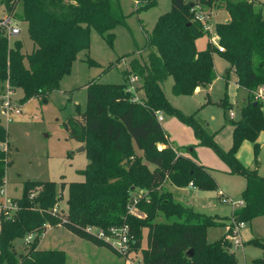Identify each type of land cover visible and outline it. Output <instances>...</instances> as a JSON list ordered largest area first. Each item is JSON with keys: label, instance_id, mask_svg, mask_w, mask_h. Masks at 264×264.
<instances>
[{"label": "trees", "instance_id": "1", "mask_svg": "<svg viewBox=\"0 0 264 264\" xmlns=\"http://www.w3.org/2000/svg\"><path fill=\"white\" fill-rule=\"evenodd\" d=\"M121 0H5L8 16L18 3L23 6L21 20L33 50L23 54L22 43L9 44L0 31V82L12 90L20 89L23 105L34 98L45 99L59 90L60 80L70 74L77 55L90 47L91 30L112 47L114 30L125 26ZM146 11L157 0H133ZM197 6L224 11L228 20L216 24L219 48L207 44L197 51L196 40L204 29L193 20ZM148 64L133 59L128 77L137 78L140 96L137 101L126 84L85 85L87 108L67 122L69 138L83 144L88 164L80 172L81 183L29 181L23 184L22 197L13 200L17 211L12 216L0 213V264H65L63 251H39L38 240L29 243L26 254H17L14 241L39 236L47 226H60L77 238L118 254L92 227L104 234L112 227H127L132 237L131 251H139L146 230V248L141 250V264H238L226 240H206L209 227L217 226L214 217L193 211L174 200L167 185L199 191H216L212 171L196 160L194 146L178 153L167 141L158 114L176 117L190 127L199 146L210 147L227 165L229 174L242 176V208L234 214L236 221L249 223L264 216V177L258 175L260 147L256 140L264 132L262 102L254 94L264 88V13L254 10L251 0H171L170 12L161 16L147 36ZM217 53L234 70L237 85L248 92L234 123L232 147L223 152L212 135L193 116H185L170 105L162 89L173 79L174 96H192L197 88H207L216 79L212 55ZM89 66L95 65L87 59ZM112 65L107 67L111 69ZM222 100V106L231 108ZM228 106V107H227ZM253 144L255 168L243 166L236 158L240 145ZM9 142L0 126V189L9 166ZM160 147H163L160 149ZM139 150L142 155L137 156ZM154 167L149 170L148 165ZM66 189L67 210H57L60 193ZM140 191V195L137 192ZM136 208L139 215L130 212ZM164 221L157 222L159 217ZM248 244L260 248L261 258L249 264H264V240ZM226 246L228 248H226ZM192 251V255L188 252Z\"/></svg>", "mask_w": 264, "mask_h": 264}, {"label": "rangeland", "instance_id": "2", "mask_svg": "<svg viewBox=\"0 0 264 264\" xmlns=\"http://www.w3.org/2000/svg\"><path fill=\"white\" fill-rule=\"evenodd\" d=\"M185 1L194 2L195 0ZM251 1L254 10L264 11V0ZM4 2L5 0H0V22L6 18L8 13ZM120 3L126 21L125 26H119L114 30L115 38L112 47L96 31L91 30L89 49L77 55L70 74L60 80L59 90L53 91L45 99L34 98L29 100L21 105L20 114L15 115L12 112L5 113L3 111L2 97L9 95L14 104H20L23 92L20 89H10L7 82H0V126L6 130L10 145L9 166L6 169L4 185L0 189L5 194L3 198L0 196V201L5 199L6 202L11 203L13 200H19L22 197L23 184L29 181L54 182L58 190L61 183H81L84 181L80 172L86 168L88 159L84 152L79 151L81 147L84 148L83 144L69 138L67 122L71 117L76 116L78 107L80 112H84L87 108L85 85L92 82L114 85L126 84L133 97L139 98L138 88L140 84L138 80H132L131 76L128 77L126 72H129L130 64L134 58L141 63L148 64L149 53H155L154 49L146 47L147 36L152 33L158 19L170 12L171 0H157V5L154 8L140 12H137V9L141 10L146 2L136 4L133 0H121ZM200 9L203 11L202 13L207 15V22L200 24L203 29L204 26H207L209 30L204 29V37L196 40L195 48L197 51L205 49L207 42L213 46L214 42H218L214 33L215 26L223 20L222 13L219 11L206 7ZM22 17L23 6L18 3L10 17V26L20 29V34L11 37L8 35L7 29L1 26L0 31L7 37L10 45L16 39L21 40L23 42L22 52L30 53L31 41L27 35L26 24L21 20ZM87 59L92 60L95 65L89 66L86 62ZM213 61L217 77L212 83L208 95L201 91L193 97L174 96L171 92L172 78H168L163 83L162 89L173 108L185 116H193L197 122L206 124L214 143L223 152H228L233 143L234 123L241 119L240 110L245 95L243 91L236 89L234 74H226L229 70L227 61L217 53L214 54ZM111 65L112 68L107 70V67ZM225 96L232 99L231 108L222 106L221 103ZM230 113L234 114L233 121H230ZM163 119L161 124L165 133L169 135L172 145L176 148V152L185 154L186 148L194 146L198 160L203 166L211 169L219 191L234 201L242 200V192L246 184L245 179L239 175L229 174L227 165L212 148L198 146L190 127L182 124L174 116L163 115ZM176 126H180V131L174 129ZM241 145V148L238 149L239 152L237 151L238 154L236 153V158L242 165L249 166L248 163L253 162L252 147L250 144ZM136 151L139 153V150ZM136 151L135 154L137 155ZM262 159L264 161V152ZM147 165L150 171L154 169L152 165ZM137 194L140 195V191ZM60 196L61 199L56 204V209L66 210V189L60 193ZM218 199L213 201L215 206H212L211 210H202L199 203L196 204V211L199 213L218 214L211 216L215 218L218 225L207 229L206 240L208 243L227 238L229 229L236 222L234 214L239 210L230 207V205L220 204ZM7 209L8 213H4L7 217L13 216L17 211V207L13 208V211ZM130 212L133 215H139L134 207H131ZM162 221H164L162 216L157 219V222ZM222 222L227 227L220 225ZM244 223L246 224V222ZM48 227L50 226H47L46 229ZM243 229L246 230V225ZM90 230L94 233L101 231L96 227H92ZM242 232L245 231H241L240 234ZM44 233L14 241L16 253L26 254L29 243L35 241V238L39 241ZM145 233L146 230H143L141 249L142 246L145 249ZM54 236L62 239L61 242H65V247H71L76 251L75 255L77 256L75 258L68 256L67 264L142 263L140 260L141 249L131 251L128 257H121L114 255L108 249L99 248L81 240L69 234L65 229L51 230L47 233L46 239ZM241 238H243L242 235ZM226 242L229 247L228 250L234 254L238 264H244V262L249 264L252 260L261 258L263 255L260 248L252 245L248 246V244L242 243V247L234 249L230 248L227 240ZM228 247L226 246V248Z\"/></svg>", "mask_w": 264, "mask_h": 264}, {"label": "crops", "instance_id": "3", "mask_svg": "<svg viewBox=\"0 0 264 264\" xmlns=\"http://www.w3.org/2000/svg\"><path fill=\"white\" fill-rule=\"evenodd\" d=\"M185 1V0H184ZM135 2V1H134ZM136 4H138L137 2H135ZM121 4V3H120ZM138 6V5H137ZM219 12H221L222 14H221V16H222V21H220V23H224V22H226L229 18H228V15L225 13V12H223V11H219ZM7 18H10L11 16H8V13H7V16H6ZM220 17V16H219ZM221 18V17H220ZM25 24H26V30H27V23L26 22H24ZM19 31H20V29H19ZM19 34H20V32H19ZM18 34V35H19ZM17 35V36H18ZM28 35V34H27ZM16 37V36H15ZM16 40H18V39H16ZM19 41H21V40H19ZM21 43H22V47H23V42L21 41ZM207 44H208V42H207ZM207 44H206V47H207ZM206 47H205V49H206ZM205 49H203V50H205ZM33 50V43L31 42V44H30V53H31V51ZM23 54H29V53H23ZM215 54V53H214ZM214 54L212 55V58H213V56H214ZM213 65H214V61H213ZM228 66H229V70L226 72V74L228 75V74H230V73H233L234 74V76H235V87H236V89H239V90H241V91H243L244 92V98L242 99V106H243V103H244V101L246 100V98H247V96H248V92L246 91V90H244V89H241L238 85H237V77H236V75H235V73H234V70L233 69H230V65L228 64ZM214 70H215V67H214ZM216 77H217V75H216ZM214 82V81H213ZM211 85L212 84H210L207 88H197L196 89V91L194 92V94L192 95V96H190V97H193V96H195L196 94H198V93H200L201 91H203V92H205V94L206 95H208V92H209V90H210V87H211ZM165 94V93H164ZM165 96H166V94H165ZM225 98L227 99V103L229 104V105H233V101H232V99H230V98H228L227 96H225ZM138 99V98H137ZM242 106H241V108H242ZM163 115L164 114H161V116H162V123H163V121H164V119H163ZM263 116H264V108H263ZM233 119H234V114H233ZM233 119L232 120H230V121H233ZM161 122H160V124H161ZM198 123H200V122H198ZM200 124H202L205 128H206V130L211 134V132H210V130L208 129V127H207V125L206 124H204V123H200ZM161 127H162V129H163V126H162V124H161ZM180 127V126H179ZM178 126H176L174 129L175 130H179L180 131V128H179ZM163 131H164V134H165V136H166V138H167V141H168V144L175 150L176 148L172 145L173 143L170 141V137H169V135H167L166 133H165V130L163 129ZM195 141H196V143H197V145H198V142H197V140L195 139ZM256 143L259 145V147H260V150H259V155H258V167L256 168V170H257V173H258V175L259 176H261V177H264V161H263V159H262V155H263V152H264V132H261L260 134H259V136H258V138H257V140H256ZM248 144H250V146L252 147V151H253V144L252 143H250V142H247V141H244L243 143H242V145H248ZM241 145V146H242ZM199 146V145H198ZM161 148H163V147H161ZM241 148V147H240ZM195 152V151H194ZM239 152V151H238ZM85 153V152H84ZM136 153H137V155H141V152L139 151V153L136 151ZM238 154V153H237ZM195 156H196V160L198 161V163L200 164V165H202L201 164V162L198 160V158H197V155H196V153H195ZM253 158H254V155H253ZM248 165L249 166H245V167H248V168H250V169H254L255 168V166H254V163L253 162H250V163H248ZM203 166V165H202ZM244 166V165H243ZM204 167H206V166H204ZM208 168V167H207ZM211 170V169H210ZM213 175V174H212ZM214 177V176H213ZM4 182H5V179H4ZM217 184V183H216ZM167 188H168V190L172 193V195H173V197H174V200L176 201V202H178V203H180V204H182V205H184V206H186V207H189V208H191L193 211H195V212H198V211H196V204H198L199 203V205L201 206V208H202V210H211V207L212 206H215V204L213 203V201L214 200H217L218 199V196L220 195V194H222V195H224L225 197H228V198H230L229 196H227V195H225L224 193H222L221 191H219V189H218V187H217V189H216V191H199V190H197V189H195L194 187H192L191 185H189V186H187V187H185V188H177V187H174V186H171V185H167ZM209 192V193H208ZM211 193V194H210ZM219 200V199H218ZM219 203V202H218ZM221 204V203H220ZM66 210H67V208H66ZM66 210H64V211H66ZM214 210H216L215 209V207H214ZM199 213V212H198ZM230 213H231V211H230ZM201 214H203V213H201ZM206 215V214H205ZM214 215H218V214H211V215H207V216H214ZM230 215V214H229ZM220 225H223V226H225V227H227L226 226V224L225 223H220ZM246 225V230L245 229H243V230H241V231H245V232H242V237L243 238H241L242 239V243H246V244H248L251 240H253V239H263L264 240V216H261V217H257V218H255V219H253L251 222H249V223H246L245 224ZM59 229H64V228H62V227H60V226H55V227H48L47 229H46V232L44 233V235H42V237H40L39 238V241H38V246H37V249L39 250V251H63L64 253H65V256H66V262H65V264H67V260H68V256H70V258H75L77 255H75V253H76V251L73 249V248H71V247H65L66 245H65V242H61V240L58 238V237H50V238H47L46 239V235H47V233L48 232H50L51 230H59ZM68 232V231H67ZM69 233V232H68ZM146 233H147V231H146ZM146 233L144 234L145 236H146ZM70 234V233H69ZM72 235V234H71ZM74 236V235H73ZM142 245V244H141ZM57 246V247H56ZM248 246H251L250 244H248ZM253 246V245H252ZM145 248H146V244H145ZM141 250H144L143 249V246H142V249ZM140 260H141V257H140ZM142 262V261H141ZM238 263V262H237ZM247 262H244V264H246Z\"/></svg>", "mask_w": 264, "mask_h": 264}, {"label": "built area", "instance_id": "4", "mask_svg": "<svg viewBox=\"0 0 264 264\" xmlns=\"http://www.w3.org/2000/svg\"><path fill=\"white\" fill-rule=\"evenodd\" d=\"M200 6H197L195 8H192L191 13L193 14V20L199 23L205 24L207 22V15L202 13ZM264 13V11H263ZM0 26L2 28L7 29L8 35L13 37L17 36L19 34V29L17 27H12L10 26V18H5L0 22ZM204 29L208 31V27L204 26ZM210 33V32H209ZM214 46L218 47V42L213 43ZM219 51H222V48H219ZM132 80H136L137 78L132 77ZM256 99H259L262 101L264 104V88L261 87L257 90V92L254 94ZM138 99H134V101H137ZM2 108L3 111L6 112H12L15 115H19L21 110V104H14L11 100V98L8 96H3L2 97ZM230 120L233 119V114H229ZM157 121L160 123L162 121V116L161 114L157 115ZM4 191H0V196L4 195ZM5 201V202H2ZM0 201V213L1 212H6L8 213L9 208L11 211H13V208H16V205L13 204V202H6L7 200L3 199ZM219 202L224 205H230L232 208H242L244 203L242 200L240 201H234L231 198L225 197L224 195L220 194L219 195ZM3 210V211H2ZM245 223L244 222H234L232 227L229 229V234L225 240L229 242L230 248L234 249H239L242 247V239H241V230L244 227ZM91 231V230H90ZM99 238L104 239L110 246L111 248L121 257H128L131 252V242H132V237L130 235L129 229L127 227H112L108 230L107 234H104L102 231L95 233Z\"/></svg>", "mask_w": 264, "mask_h": 264}, {"label": "water", "instance_id": "5", "mask_svg": "<svg viewBox=\"0 0 264 264\" xmlns=\"http://www.w3.org/2000/svg\"><path fill=\"white\" fill-rule=\"evenodd\" d=\"M79 151H80V152H84V148L81 147V148L79 149ZM188 255H189V256L192 255V251H189V252H188Z\"/></svg>", "mask_w": 264, "mask_h": 264}]
</instances>
